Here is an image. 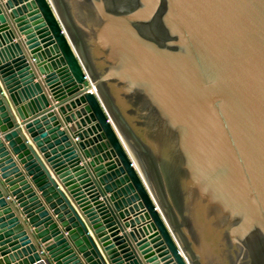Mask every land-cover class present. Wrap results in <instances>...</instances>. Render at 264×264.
<instances>
[{"label": "water", "instance_id": "obj_1", "mask_svg": "<svg viewBox=\"0 0 264 264\" xmlns=\"http://www.w3.org/2000/svg\"><path fill=\"white\" fill-rule=\"evenodd\" d=\"M0 264H264V0H0Z\"/></svg>", "mask_w": 264, "mask_h": 264}, {"label": "crops", "instance_id": "obj_2", "mask_svg": "<svg viewBox=\"0 0 264 264\" xmlns=\"http://www.w3.org/2000/svg\"><path fill=\"white\" fill-rule=\"evenodd\" d=\"M4 96L7 98V96L4 94ZM7 101H8V103H9V105H10V108L12 109V112H13V116H14V118H15V121L19 124V128L21 129V131H22V133H23V135L25 136V138L28 140V141H30V139H29V136L25 133V131H24V129H23V126H21L20 125V122H19V119H18V116H17V114L15 113V111H14V109H13V106H12V104H11V102L7 99ZM31 145H33L32 143H31ZM36 150V149H35ZM37 151V150H36ZM40 156V155H39ZM41 157V156H40ZM42 159V158H41ZM42 161H43V163L45 164V166H47V164L45 163V161L42 159ZM50 170V169H49ZM50 172H51V175L54 177V175H53V173H52V171L50 170ZM55 178V177H54ZM78 212V211H77ZM80 215V214H79ZM95 243H96V241H95ZM97 244V243H96ZM98 247V246H97ZM99 248V247H98Z\"/></svg>", "mask_w": 264, "mask_h": 264}, {"label": "built area", "instance_id": "obj_3", "mask_svg": "<svg viewBox=\"0 0 264 264\" xmlns=\"http://www.w3.org/2000/svg\"><path fill=\"white\" fill-rule=\"evenodd\" d=\"M31 62H32V64H34V61H33V60H32ZM34 68H35V67H34ZM89 92H90L91 94H93L94 96L97 97V95H96V90H95L92 86L89 87ZM89 161H90V159H85V160H83V161L80 163V165H84L85 163H88Z\"/></svg>", "mask_w": 264, "mask_h": 264}, {"label": "bare ground", "instance_id": "obj_4", "mask_svg": "<svg viewBox=\"0 0 264 264\" xmlns=\"http://www.w3.org/2000/svg\"><path fill=\"white\" fill-rule=\"evenodd\" d=\"M128 150H129V153L131 154V156L133 157V159H135L134 156H133V154H132V152H131V150H130V149H128ZM134 166H135L136 170H138V169L140 170L137 161H134ZM140 171H141V170H140Z\"/></svg>", "mask_w": 264, "mask_h": 264}]
</instances>
